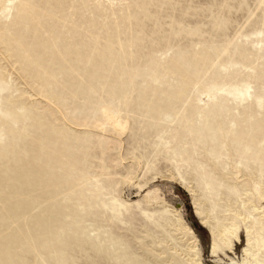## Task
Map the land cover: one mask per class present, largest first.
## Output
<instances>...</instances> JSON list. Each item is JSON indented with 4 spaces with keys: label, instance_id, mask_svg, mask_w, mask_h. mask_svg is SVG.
Instances as JSON below:
<instances>
[{
    "label": "rangeland",
    "instance_id": "obj_1",
    "mask_svg": "<svg viewBox=\"0 0 264 264\" xmlns=\"http://www.w3.org/2000/svg\"><path fill=\"white\" fill-rule=\"evenodd\" d=\"M15 5L5 14L8 34L17 33L20 17L45 15L50 22L45 38L57 37L47 43L50 49H40L45 54L65 53L72 33L89 34L94 21L107 27L106 36L121 40L128 57L118 69L126 75L116 80L118 94L106 93L82 71L78 90L58 84L48 93L39 82H27L19 66L10 64L14 58L6 59L7 51L0 49V66L7 74L0 88V119L22 105L33 116L48 117L49 132L29 130L26 150H40L51 167L52 182L37 192L34 200L41 203L36 208L17 213L0 228V243H9L16 231L14 236L25 234L31 241L29 222L47 219L44 210L52 206L73 213L84 227L79 235H69L64 264H120L118 259L184 264L185 256L174 248L188 245L195 246L204 264H245L246 230L232 251L213 257L211 225L217 216H225L219 212L225 210L226 187H256L253 202L264 208V186L244 177L236 160L226 166L211 159L208 119L221 105L236 113L259 108L258 96L264 94L259 76L264 69V0H18ZM97 44L104 46V39ZM181 87H187L185 104L174 117L164 112L159 120L155 110L159 105L168 108L176 100L172 90ZM191 107L196 112L188 122L185 113ZM107 114L119 118L125 130H115ZM2 139L9 144L16 138L4 132ZM203 174L214 189L203 185ZM46 192L51 194L43 197ZM18 201L0 195V210L28 206V199ZM113 246L117 248L111 252ZM12 264L59 262L21 249Z\"/></svg>",
    "mask_w": 264,
    "mask_h": 264
},
{
    "label": "bare ground",
    "instance_id": "obj_2",
    "mask_svg": "<svg viewBox=\"0 0 264 264\" xmlns=\"http://www.w3.org/2000/svg\"><path fill=\"white\" fill-rule=\"evenodd\" d=\"M17 1L0 0V49L3 48L5 52L7 51L6 59L14 58L15 61L10 64H13V68L16 65L19 66V70L27 82H39L48 93L51 92L50 90H54L58 84L73 91L75 88L79 89L78 76L82 71L88 78L97 79L100 87L106 90V93L111 95L119 93L116 80H121L126 75L120 73L118 69L122 67V62H125L128 54L118 37L105 35L106 26L101 27L99 23L91 21L88 26L89 34L81 36L76 33L77 31L72 33L70 39L73 43L70 44L71 47L64 50L65 53L62 51L59 55L50 52L45 54L40 49H50L47 43L53 44L57 39L56 36L45 38L44 34L48 32L47 28L50 26L45 15L33 13L29 19L20 17L17 33L8 34L5 14H11ZM58 27L57 25L54 28ZM77 37L82 40H77ZM99 38H103L105 41V45L102 47L97 44ZM116 43L120 45V49L115 48ZM8 53L10 54L8 55ZM209 61L208 58L203 57L205 66H209ZM5 75H7L5 69L0 66V88L6 80ZM259 76L264 81L263 68L259 72ZM181 78L185 80V74L181 73ZM186 89L187 87H181V89L172 90L171 97L176 100L169 101L170 104L166 109H161L163 105H159V110H155L159 120L165 117L164 112H166V117L177 115L180 107L186 102ZM258 105V110L248 107L237 113L233 108L223 109L222 105L214 109L208 119L211 144L208 155L217 163L222 160L226 166H229L231 160H236L237 168L243 171L244 177L258 181L264 186V113H262L264 111V94L258 96ZM195 112L196 109L192 107L187 109L186 113L184 112L188 122L192 120ZM106 116L115 130H125L119 118H115L111 114ZM48 123L50 122L47 116H33L25 105L15 108L6 119H0V195L8 196L10 200H19L18 203L22 198L25 201L29 200L26 208L20 207V204V208L16 207L17 209H5L6 212L0 210V228L14 220L17 217L14 215L17 213H22L23 210L31 211L35 206L37 207L36 203H41L39 200H34L37 192L52 185V182L48 180V172L51 167L49 163L42 161L41 155L39 156L40 150L37 152L36 149L33 152L26 150L28 148L26 139L31 135L28 131L46 129ZM17 126H21L22 129L17 130ZM101 127L102 125L97 126L98 129ZM54 131L56 132L57 129L54 128ZM4 132L16 139L9 144L3 142L2 133ZM48 132L46 129L45 133ZM64 137L68 138L66 135ZM45 139L47 140L48 137H41L39 144H43ZM203 144L205 145V143ZM201 180L206 188L214 189L206 175L203 174ZM252 187L246 183L226 187L225 210L219 212L224 213L225 216H217L215 224L211 225V254L213 257H218L227 249L232 251L235 243L240 241L241 230L244 228L247 233L248 246L244 250L247 256L245 264H264V208L257 207L253 202L257 194L255 193L256 187L255 189ZM50 194V192H46L45 196L44 194L42 196L46 197ZM260 197L264 200V194ZM18 203L17 205H19ZM17 205L15 204V206ZM234 212L237 214L233 215ZM44 213H49L47 219L34 218L29 222L31 241L25 240V234L14 236L19 232L16 231L11 235L12 240L9 243H0V261L2 263L12 264V259L21 249L34 253L42 260L50 257L59 264L65 263L63 253L71 243L68 241V237L69 235L77 236L80 231L84 230L82 221L73 216V213L70 215L63 213L57 207L49 206L44 210ZM172 213V211H167L165 214L172 215ZM235 217L240 218V223L236 221ZM68 219H71L70 222L65 223V220ZM176 226H180L179 220H177ZM116 248L113 246L111 252ZM174 249L181 251L185 256L184 264H204L196 254L195 246L188 245L186 249H178V247ZM118 262L132 264L122 262L120 259ZM175 264L182 263L176 261Z\"/></svg>",
    "mask_w": 264,
    "mask_h": 264
}]
</instances>
